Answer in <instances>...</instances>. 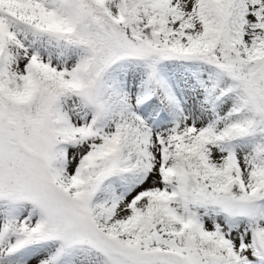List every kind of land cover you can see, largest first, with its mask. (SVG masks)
Instances as JSON below:
<instances>
[{"label": "snow or ice", "instance_id": "obj_1", "mask_svg": "<svg viewBox=\"0 0 264 264\" xmlns=\"http://www.w3.org/2000/svg\"><path fill=\"white\" fill-rule=\"evenodd\" d=\"M0 264H264V0H0Z\"/></svg>", "mask_w": 264, "mask_h": 264}]
</instances>
